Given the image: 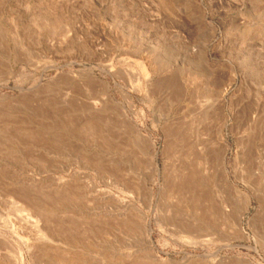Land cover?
Returning <instances> with one entry per match:
<instances>
[{
	"label": "rangeland",
	"instance_id": "1",
	"mask_svg": "<svg viewBox=\"0 0 264 264\" xmlns=\"http://www.w3.org/2000/svg\"><path fill=\"white\" fill-rule=\"evenodd\" d=\"M0 264H264V0H0Z\"/></svg>",
	"mask_w": 264,
	"mask_h": 264
},
{
	"label": "bare ground",
	"instance_id": "2",
	"mask_svg": "<svg viewBox=\"0 0 264 264\" xmlns=\"http://www.w3.org/2000/svg\"><path fill=\"white\" fill-rule=\"evenodd\" d=\"M135 65H136V69H137V72L139 73V76H140V78L141 79H148L152 74H153V72L151 71V69H150V67L144 62V61H142V60H139V61H137V62H135ZM208 115V114H207ZM209 119L208 120H210V117H208ZM213 118V117H212ZM200 122V121H199ZM198 126V125H197ZM212 137V136H211ZM211 139V138H210ZM219 140L220 141H223L222 140V135H221V133L219 134ZM219 142V141H218ZM220 143V142H219ZM221 144V143H220ZM197 145H198V143H197ZM200 146V145H199ZM195 147V146H194ZM213 150V149H212ZM212 152V151H211ZM210 154V153H209ZM207 155V154H206ZM215 155V154H214ZM222 155V154H221ZM213 156V155H212ZM214 157V156H213ZM218 157V156H217ZM219 158H220V160L219 159H217V160H219L220 161V167H218V165L217 166H215V167H218V168H220V172H222V173H220V174H222L223 176H222V182H221V185H222V187H223V191L225 190L226 192H227V194L228 195H233V196H236L237 198L238 197H243L244 199H245V201H246V204H249L250 203V198L248 197V196H246V194L244 193V192H242V191H239V190H237L232 184H231V182H230V180H229V177H228V175H227V170H226V168H225V166H224V164L222 163L223 161H222V157H220L219 156ZM215 159V158H214ZM216 160V159H215ZM217 160H216V162H217ZM216 162H214L215 163V165H216ZM217 168V169H218ZM216 172V171H215ZM216 174V173H215ZM218 174V173H217ZM221 178V177H220ZM220 180H218V182H219ZM193 184V183H192ZM220 184V183H219Z\"/></svg>",
	"mask_w": 264,
	"mask_h": 264
}]
</instances>
